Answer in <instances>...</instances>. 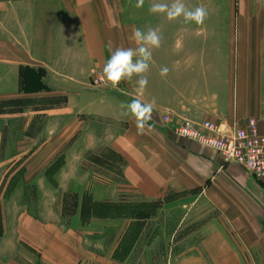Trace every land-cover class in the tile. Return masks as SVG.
I'll return each instance as SVG.
<instances>
[{
  "label": "crops",
  "instance_id": "1",
  "mask_svg": "<svg viewBox=\"0 0 264 264\" xmlns=\"http://www.w3.org/2000/svg\"><path fill=\"white\" fill-rule=\"evenodd\" d=\"M126 2L121 13L117 0H0V100L21 99L24 92L40 94L46 90L42 96H51L48 89L64 90L68 93L66 114L84 115L86 128H101L100 138L96 135L83 145L108 147L124 160L120 178L126 180L125 185L120 188L119 183H111L112 198L103 185L95 183L90 193L96 202H115L126 195L130 208L147 212L143 216L148 221L159 220L160 226L174 227L171 235L176 242L197 244L192 247L198 252L196 259L210 264H264V180L236 163L224 164L217 151L172 131L173 124L182 118L236 123L239 127L255 118L264 134V77L259 78L258 69H252L257 65L252 52L258 49L261 29L239 32V66L248 69L240 74L237 93L228 96L227 80L220 70L216 72L219 64L214 52L219 45L209 25L200 29L196 24L153 16L148 12L152 0H144L142 8L135 6L137 0ZM188 2L192 4V0H185ZM149 27L160 29L162 45L153 50L143 97L130 92L136 89V80L121 82L114 88L117 90L109 86L106 93L86 88L92 72L103 68L111 51L136 46L129 40L133 28ZM164 66L170 71L161 77ZM27 82L43 85L28 88ZM133 98L155 100L151 129L144 135L137 134L135 119L127 112L126 105ZM165 113L171 114L172 123L162 121ZM7 130L9 125L0 123V132ZM5 140L0 138V143ZM52 140L42 141L46 164L54 151ZM23 143L21 139L15 145ZM28 143L34 146L38 141L30 139ZM67 143L62 169L52 177L77 178L69 165L83 155L76 156L71 140ZM37 152L30 155L31 165ZM24 167L20 164L11 177L20 175ZM29 171L26 167L24 177H36ZM6 173L2 171L0 178ZM2 206L5 210L6 203ZM96 220L102 225L106 221L114 224L109 217ZM34 222L25 219L27 227L22 224V231L32 236Z\"/></svg>",
  "mask_w": 264,
  "mask_h": 264
},
{
  "label": "rangeland",
  "instance_id": "2",
  "mask_svg": "<svg viewBox=\"0 0 264 264\" xmlns=\"http://www.w3.org/2000/svg\"><path fill=\"white\" fill-rule=\"evenodd\" d=\"M195 1L186 4L208 9L211 18H206L203 25H209L216 32L215 44L219 45L214 52L219 64L216 72L220 70L219 74L227 80L228 96H234L240 74L244 75V69L245 72L248 69L239 66L242 30L261 29L258 49L252 52L257 65L252 69H258L259 78L264 77V0ZM117 3L121 13L126 10V0H117ZM248 53L245 51V58ZM92 80L91 76L87 89L101 93L109 90V86L96 88ZM135 80L134 77L131 82ZM33 83L26 85L28 88L43 85ZM202 85L206 87L205 83ZM48 91L51 96H42L45 90L40 94L24 92L21 99L0 100V123L9 125L7 133L0 132V138L6 139L0 143V161L4 162L0 173L7 172L4 179L0 178V264H210L206 259L194 258L198 252L192 247L197 244L174 240L171 235L174 227L160 226L159 220L144 218L143 213L147 212L132 210L126 195H120L115 202L94 200L90 191L95 183L103 185L104 192L112 198L111 183H119L120 188L125 185L126 180L120 178L124 160L108 147L83 145L96 139V135L100 138L101 128H86L84 115L66 114L67 92L57 88ZM130 92L136 93L133 88ZM87 119L94 118L87 116ZM47 138L55 142L48 164L41 153L46 148L42 141ZM21 139L23 146L15 145ZM30 139L38 143L32 146L28 143ZM69 139L75 155H83L73 158L69 165L77 178H62V174L52 177L62 169L67 149L64 146ZM36 150L39 153L33 155L37 160L31 165L30 155ZM16 158L19 160L14 163ZM20 164L25 166L24 170L17 177H11ZM26 167L36 177H24ZM4 202L5 210L1 209ZM101 217L113 219L114 224L112 221L98 223L96 218ZM30 218L35 220L32 236L20 227L22 224L27 227L25 219Z\"/></svg>",
  "mask_w": 264,
  "mask_h": 264
},
{
  "label": "clouds",
  "instance_id": "3",
  "mask_svg": "<svg viewBox=\"0 0 264 264\" xmlns=\"http://www.w3.org/2000/svg\"><path fill=\"white\" fill-rule=\"evenodd\" d=\"M137 8L144 6V0H137ZM149 14L162 15L169 22L181 21L182 24L203 25L209 15L208 9L204 6L189 7L185 0H152L148 8ZM183 31V29L181 30ZM129 40L134 42L135 47H117L111 51L110 58L103 66V79L106 84L117 88L121 82L132 81L136 78L137 97L145 95L150 65L153 62V50L159 49L162 45L160 29L149 27L147 30L133 28ZM181 46L180 39H177L176 48ZM111 50V45H109ZM170 69L164 66L160 70L161 77H166ZM155 100L144 102L140 98H133L127 105V112L135 119L137 134H146L150 130L154 111Z\"/></svg>",
  "mask_w": 264,
  "mask_h": 264
},
{
  "label": "built area",
  "instance_id": "4",
  "mask_svg": "<svg viewBox=\"0 0 264 264\" xmlns=\"http://www.w3.org/2000/svg\"><path fill=\"white\" fill-rule=\"evenodd\" d=\"M92 79L96 88L111 86L104 82L103 68L95 70ZM162 121L165 124L172 123L171 114H163ZM172 131L217 151L224 164L236 163L255 178L264 180V134L259 132L255 118H249L245 127L210 119L182 118L173 124Z\"/></svg>",
  "mask_w": 264,
  "mask_h": 264
}]
</instances>
